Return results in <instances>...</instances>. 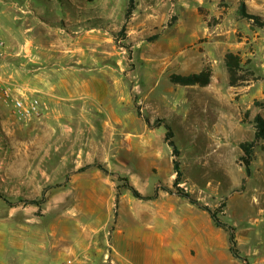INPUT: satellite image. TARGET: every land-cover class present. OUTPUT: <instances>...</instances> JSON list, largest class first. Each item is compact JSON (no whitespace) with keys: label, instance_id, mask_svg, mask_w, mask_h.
Listing matches in <instances>:
<instances>
[{"label":"rangeland","instance_id":"rangeland-1","mask_svg":"<svg viewBox=\"0 0 264 264\" xmlns=\"http://www.w3.org/2000/svg\"><path fill=\"white\" fill-rule=\"evenodd\" d=\"M196 4V0H136V10L126 23L128 0H0V29L10 36L15 16L24 15V10L35 20L32 33L43 43L66 44L67 34L75 37L74 32L83 31L84 42L100 48L86 50L88 58L99 55L111 61L116 65L111 73L118 77L117 91L97 106L96 130L88 129L83 116L75 114L73 120L63 114L61 105L52 111L40 99V117L20 121L12 107L0 100L5 113L0 124V264H14L16 246L30 241L37 245L47 235L68 242V262L62 264H144L141 259H117L97 251H108V243L121 234L119 230H141L132 220L146 219L156 210L124 189L122 179L144 196L158 191L166 206H173L176 218L195 220V240L211 236L216 261L264 264L262 142L255 149L250 178L239 161V145L254 140L252 122L260 112L250 102L261 96L264 86L256 84L241 99L242 90L219 85L223 111L230 118L221 126L217 102L199 89L169 82L172 74L186 75L213 65L222 56L223 46L230 51L242 39H251L245 35V25L244 33L235 32L229 22L225 28L223 20L228 13L233 15L238 0H205L202 8ZM249 4L253 7V0ZM215 12L221 15L209 17ZM193 22L197 33L186 29ZM255 33L258 40L249 46V53L256 76L264 80V30ZM0 38L7 46L1 61L4 73L33 90L16 73L19 68L38 70L40 60L35 53L40 52L32 51V56L29 51L14 50L12 37L10 42ZM215 72L222 83V74L227 76L222 60ZM158 119L170 124L180 150L183 175L179 187L212 211L225 204L218 218L234 229L239 258L231 253L228 231L216 227L208 213L178 195L166 129L153 127ZM97 164L107 172L97 167L78 172ZM33 200L43 204H29ZM61 251H54L56 258Z\"/></svg>","mask_w":264,"mask_h":264},{"label":"crops","instance_id":"crops-1","mask_svg":"<svg viewBox=\"0 0 264 264\" xmlns=\"http://www.w3.org/2000/svg\"><path fill=\"white\" fill-rule=\"evenodd\" d=\"M191 1L192 0H189V2ZM249 2L250 0H246L249 11L264 18V0H253V7L250 6ZM196 3V7L200 8L206 5L204 4L205 0H196ZM238 6L239 4L233 11V15L228 13V16H225L223 20L225 25H227L225 28L228 29V24L230 23L235 26V28H232L235 29V32L239 30L241 33H244L242 29L245 25L247 27L245 35L249 36L251 39H242L241 42L230 51L223 46L222 56L211 65L213 68V77L208 87H186L188 89H199L203 91L210 101L218 103L216 115L218 116L219 125L221 126L229 123L230 118L226 111H223L224 101L219 91V85H221V88H223V86L229 88L230 85L228 72L227 76H223L222 74V83H220L215 72L217 63H219L220 60L224 62L225 55L228 52H232L240 54L244 64L250 61L247 67L255 72L253 66L254 57L249 53V46L258 40L255 31L261 30L253 29L251 23L241 19L237 15ZM21 10L24 9L21 8ZM23 13L25 14L15 16L13 23L14 32L12 36L5 30L0 29V36L6 42H10L11 37L14 39L12 43L14 50L29 51L32 56H34L32 51L40 52L35 53L36 58L40 60V62H36V68H38L39 71L31 68L25 71L19 68L16 73L17 79L19 81L26 80L30 83L33 89H29L30 92L32 93L35 91V93H37L36 99H40L42 103L47 104L48 109L51 107L50 109L53 111V109L57 108L56 106L61 105L64 115H67L73 120L75 114L83 116L86 120V124L89 125L88 129L96 130L95 124L98 120L95 117L100 113L97 106H99L102 100L108 102L110 94L117 91L116 83L118 82V77L115 73H111V70L115 69L116 65L99 55H92L88 58V55L85 53L86 50L100 51V48L97 44L84 42L86 33H83V31L74 32L75 37H71L67 34L68 43L66 44L41 42L39 36L35 35V32L32 33L35 20L31 18L28 11L24 10ZM219 15H221V13L215 12L212 16L209 15V17H217ZM232 18L233 20H231ZM197 28L195 22L186 25V29L190 33H197ZM70 37L72 38L71 40ZM248 40L249 43H247ZM56 50L69 51L70 53L62 56L50 52ZM203 68L204 66H201L198 70L191 73H198L202 71ZM256 84L264 86V80L261 78V80L243 89V96L241 99H245ZM256 100L261 102L264 101V91L261 93V96L251 99L250 103L254 105ZM207 108L208 105L206 106V110ZM248 108L250 109V107ZM258 113L264 117V111L260 110ZM4 114L3 108L0 105V124H4L2 120ZM12 114H14L13 110ZM237 137L238 136H235V139H237ZM262 173H264V170ZM149 196H151V194ZM162 199L163 197L159 195L156 200L147 201L152 208H156L150 217L132 220L133 225L141 226V230H119L118 232H121V234L114 236L108 243V251L103 249L97 250L100 255H105L107 252L111 257L117 259L129 257L141 259L144 264H223V262L220 263L216 261L217 252L214 251L212 237L203 236V240L197 242L195 240L197 234L196 221L176 218L174 216L175 210L173 206L170 205L167 207ZM121 226L122 225L119 224V227ZM59 249L62 250L61 255L56 258L54 251ZM64 250L65 256L63 255ZM69 251L68 242L54 240L53 236L47 235V237L43 236L42 240L40 243L38 242L37 245H34L33 241H30L16 246L13 261L14 264H62L64 261L66 263L68 262ZM45 254L46 256L40 257V255Z\"/></svg>","mask_w":264,"mask_h":264},{"label":"trees","instance_id":"trees-1","mask_svg":"<svg viewBox=\"0 0 264 264\" xmlns=\"http://www.w3.org/2000/svg\"><path fill=\"white\" fill-rule=\"evenodd\" d=\"M135 10H136V0H128V6H127L126 13H125L126 23H128L131 20ZM237 15L241 19L247 20L249 23H251V27L253 29L264 30V18L260 15L251 13L249 11L246 0H239ZM125 29H126V25L123 26L122 32L125 31ZM224 62H225V67L229 75V85L231 88L235 89L236 91L243 90L249 87L250 85H252L253 83L261 80V78L256 76L255 72L251 68L247 67V65L250 64V61L244 64L243 59L240 56V54L228 52L225 55ZM212 77H213V68L211 65L207 64L204 66L202 71L198 73H191L187 75L172 74L169 76V82L172 83L173 85L181 86V87H196L197 86L200 88H206L211 84ZM254 106L260 109L261 111H264V102L256 100L254 102ZM136 111H137V115L141 119H143L140 109L137 108ZM249 114H250V111H247L245 115H249ZM252 123L254 127V140L242 142L239 145L242 151V156L239 158V161L245 168V173H246L247 178H250L251 176V165L254 160L255 149L257 148L260 142H262L261 149L264 151V117L260 113H258L254 117ZM147 124L149 126L151 125L150 122L148 121H147ZM153 127L155 128L164 127L166 129L165 142L172 149L173 171H174V174L176 175L174 186L175 188H177L178 191H180L178 195L184 199H187L191 205L196 206L201 211L208 213L216 227L228 231L229 243L231 246L230 248L231 253L235 258H239L238 252L236 249V239H235L234 229L231 226L222 223L220 219L218 218V215L222 213V209L225 207V204H223L221 208L217 209L216 211H212L208 207L201 206L197 201L193 200L189 194L185 193L179 187L182 181L183 172L181 170V163L179 161L180 150L175 144L173 129L170 126V124L162 120H159V119L153 123ZM91 167H97L101 171L105 173L107 172L99 164L95 166L84 167L80 169L78 172H84ZM121 181L125 182L123 188L130 191L133 194L134 198L137 200L153 201L159 197L158 191H156L151 196H144L138 190H136L133 186H131L127 179H122ZM245 183H246V179L243 180V186L241 189H244ZM166 191L170 194L172 193L168 189H166ZM0 197L3 198L1 193H0ZM29 204L38 206V205L43 204V201L33 200V201H29Z\"/></svg>","mask_w":264,"mask_h":264},{"label":"built area","instance_id":"built-area-1","mask_svg":"<svg viewBox=\"0 0 264 264\" xmlns=\"http://www.w3.org/2000/svg\"><path fill=\"white\" fill-rule=\"evenodd\" d=\"M7 55V46L0 38V98L5 104L11 105L14 115L20 121H30L41 115V103L30 96V90L21 87L11 76L4 73L1 61Z\"/></svg>","mask_w":264,"mask_h":264}]
</instances>
